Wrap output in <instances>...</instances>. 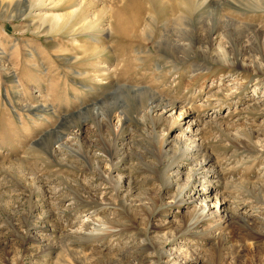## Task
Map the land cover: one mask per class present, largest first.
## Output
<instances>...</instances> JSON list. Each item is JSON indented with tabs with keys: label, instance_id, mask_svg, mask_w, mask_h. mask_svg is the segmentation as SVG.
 Listing matches in <instances>:
<instances>
[{
	"label": "rangeland",
	"instance_id": "rangeland-1",
	"mask_svg": "<svg viewBox=\"0 0 264 264\" xmlns=\"http://www.w3.org/2000/svg\"><path fill=\"white\" fill-rule=\"evenodd\" d=\"M127 1L0 0V264H264L263 4Z\"/></svg>",
	"mask_w": 264,
	"mask_h": 264
},
{
	"label": "bare ground",
	"instance_id": "bare-ground-1",
	"mask_svg": "<svg viewBox=\"0 0 264 264\" xmlns=\"http://www.w3.org/2000/svg\"><path fill=\"white\" fill-rule=\"evenodd\" d=\"M147 1V3H146V5H148L149 4V7H147L148 9H149V18L147 19H145V14H146V6L144 7V5L142 6V4H140L141 3V0H129V1H127V5L129 6V5H132L133 7H135V9H136V11H137V13H138V15H137V20H136V22H137V27H139V26H142V24H141V22L144 24L145 23V27L146 28H148V30H150L152 27H153V24L156 22V19H155V17H152V15H153V12L151 11V9H153L155 6H161V5H170V4H172V1L171 0H146ZM208 1L209 0H179V1H177V3H175V2H173V4H172V6L173 7H177V8H179L180 10L182 9L183 10V12H185V13H183V14H189V13H192V12H194V10L195 9H197V10H199V9H206L207 7H208ZM260 2H261V4H263V6H264V0H259ZM143 2V1H142ZM256 2H258V1H256ZM259 3V2H258ZM162 7V6H161ZM129 8V7H128ZM155 9V8H154ZM78 12V10H73V12H71V13H69V14H66V15H64V16H58V17H56V19L54 20V22H53V24H52V29L54 30H56L57 28H59V30L60 29H62V30H66L67 32H71L72 30V27L70 26V24L68 23V21H66V19L68 18V17H70V16H73V15H75L76 13ZM201 12V11H200ZM202 15V14H201ZM181 18H186V17H181ZM125 19V18H124ZM67 20H69V19H67ZM75 23H77V22H75ZM93 23V22H92ZM157 23V22H156ZM91 24V23H90ZM89 24V25H90ZM139 25V26H138ZM123 26V25H122ZM92 27V26H91ZM93 28V27H92ZM89 29V28H88ZM184 30V29H183ZM88 36H90V37H92V39L94 40V43L96 44V45H98L100 42H102L101 40H102V37L104 36V34L103 33H100V34H98V33H95V34H93V33H88L87 34ZM258 35V34H257ZM169 36V35H168ZM176 36V35H175ZM74 37H76L75 35H74ZM175 39V38H174ZM242 39L243 40H245V35H244V32H243V34H242ZM143 40V39H142ZM141 40V41H142ZM166 41H170V38L169 37H167V39H165ZM181 40L182 39H178V41H173L172 40V42H175L174 44L175 45H172L171 47L169 46L168 47V50H170L171 51V53H175V54H172V55H174V56H177L176 55V51H179L180 50V52H182V51H184V53H183V58H180V57H178L177 56V58H179V59H186V58H188V55L189 56H191V54H187V51L189 50L188 48H189V46L188 45H186V44H183L182 42H181ZM242 40V41H243ZM163 41V40H162ZM161 41V42H162ZM241 41V42H242ZM171 42V41H170ZM94 44V45H95ZM139 45H142V44H139ZM163 44L162 43H158V46H162ZM164 46V45H163ZM106 48L104 47V46H102V49L99 47L98 48V46L97 47H95V46H93L92 47V50L90 51V53H88V55H87V58L86 59H92V58H95V57H98L104 50H105ZM167 50V49H166ZM206 51H202L201 52V54H203V55H206L207 53H205ZM105 53V52H104ZM86 54V53H85ZM177 54H178V52H177ZM261 54V53H260ZM204 57H206V56H204ZM261 57L263 58L264 57V55L263 54H261ZM190 58H192V57H190ZM116 59H120V58H118V57H116ZM124 59V58H123ZM130 59V58H129ZM138 59V58H137ZM141 59V58H140ZM138 92V91H137ZM150 95V94H149ZM139 98V97H138ZM169 106H174V104L173 103H171V104H169ZM168 105H165V106H163L164 107V110L165 109H167L168 107H169ZM40 109H42V110H44V109H46L47 107H46V105H43V106H40L39 107ZM52 135H55V138H53V139H55V141L57 142V143H60L61 141H62V136H63V133L62 132H52L51 134H47V136L45 137L46 139H48L47 141H48V143H50V136H52ZM50 138V139H49ZM60 145L61 146H63V147H66L67 146V144H65V143H60ZM59 145V146H60ZM47 146V145H46ZM49 146V145H48ZM68 147V146H67ZM200 150V149H199ZM207 215V212H206V208H203L202 209V211H201V213H200V215L196 218V220L194 221V223H193V227H196L197 225H199L200 223H202L203 221H205V218L207 217L206 216ZM224 218H226L225 216H224ZM191 226V225H190ZM156 264V263H155ZM158 264V263H157Z\"/></svg>",
	"mask_w": 264,
	"mask_h": 264
},
{
	"label": "water",
	"instance_id": "water-1",
	"mask_svg": "<svg viewBox=\"0 0 264 264\" xmlns=\"http://www.w3.org/2000/svg\"><path fill=\"white\" fill-rule=\"evenodd\" d=\"M94 104H92V106H93ZM92 106H87V107H83V110H86L87 108H90V107H92ZM79 114V112H73V113H71V114H69V115H64L63 117H61V122H60V125L59 126H57V128L59 129L62 125V121L63 120H65V119H67V118H69V117H72V116H75V115H78ZM57 128L56 129H54V130H52V131H46L45 133H43L42 135H41V138H40V140L46 135V134H48V133H51V132H54V131H56L57 130Z\"/></svg>",
	"mask_w": 264,
	"mask_h": 264
}]
</instances>
